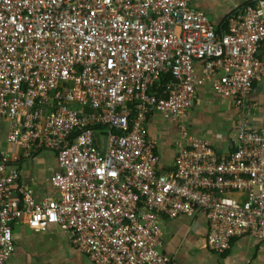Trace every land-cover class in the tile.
<instances>
[{
    "label": "built area",
    "instance_id": "2783aa9c",
    "mask_svg": "<svg viewBox=\"0 0 264 264\" xmlns=\"http://www.w3.org/2000/svg\"><path fill=\"white\" fill-rule=\"evenodd\" d=\"M262 47L264 0L221 31L188 0H0L6 142L52 152L59 191L34 199L0 152V264L22 217L59 226L93 264H177L159 250L162 217L202 215L216 253L242 236L264 243V126H251L248 99ZM205 84L237 111L233 147L191 139L163 171L143 122H181Z\"/></svg>",
    "mask_w": 264,
    "mask_h": 264
},
{
    "label": "crops",
    "instance_id": "0c3cea01",
    "mask_svg": "<svg viewBox=\"0 0 264 264\" xmlns=\"http://www.w3.org/2000/svg\"><path fill=\"white\" fill-rule=\"evenodd\" d=\"M254 0H188L192 9L201 11L218 31L225 28L227 18ZM258 57L264 63V47ZM255 105L250 117L253 128L264 126V79L256 83L248 97ZM237 111L229 98L215 94L210 85L196 90L187 116L176 122L155 113L146 117L143 127L154 141L159 167L168 171L181 147L191 139L206 141L215 151L232 149ZM8 123L0 120V152L8 163L18 168L21 185L28 187L36 200H56L59 191L50 178L57 170L52 152L32 149L6 142ZM185 133V135H183ZM22 217L12 226L14 252L6 264H93L86 255L75 250L68 237L57 225L41 231L29 227ZM160 252L177 264H263L264 243L251 236L232 240L223 253L209 250L205 245L206 221L202 215L159 219Z\"/></svg>",
    "mask_w": 264,
    "mask_h": 264
},
{
    "label": "trees",
    "instance_id": "16d2710c",
    "mask_svg": "<svg viewBox=\"0 0 264 264\" xmlns=\"http://www.w3.org/2000/svg\"><path fill=\"white\" fill-rule=\"evenodd\" d=\"M168 79H169V76H167V75H165V76H163V77H161V83L162 84H164L165 82H167L168 81ZM161 85V84H160Z\"/></svg>",
    "mask_w": 264,
    "mask_h": 264
}]
</instances>
